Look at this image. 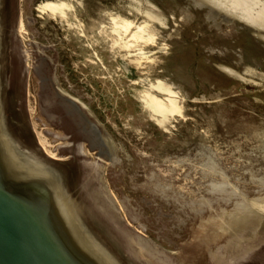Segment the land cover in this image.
Masks as SVG:
<instances>
[{"label": "rangeland", "instance_id": "1", "mask_svg": "<svg viewBox=\"0 0 264 264\" xmlns=\"http://www.w3.org/2000/svg\"><path fill=\"white\" fill-rule=\"evenodd\" d=\"M47 1L10 0L9 119L68 168L104 238L128 264H264V29L243 11L255 0H70L85 35L42 17ZM148 2L167 19L157 63L141 72L87 43L107 13L142 18ZM146 75L184 96L168 131L136 98Z\"/></svg>", "mask_w": 264, "mask_h": 264}, {"label": "water", "instance_id": "2", "mask_svg": "<svg viewBox=\"0 0 264 264\" xmlns=\"http://www.w3.org/2000/svg\"><path fill=\"white\" fill-rule=\"evenodd\" d=\"M9 66L10 0H0V264H128L78 203L68 168L10 121Z\"/></svg>", "mask_w": 264, "mask_h": 264}, {"label": "bare ground", "instance_id": "3", "mask_svg": "<svg viewBox=\"0 0 264 264\" xmlns=\"http://www.w3.org/2000/svg\"><path fill=\"white\" fill-rule=\"evenodd\" d=\"M233 1L237 2L238 0ZM136 3L138 7L142 8L139 1L136 0ZM257 5L259 6L256 7ZM38 11L42 17L46 15L51 19L59 20L67 24L70 29H74L77 34L85 35L84 26L81 24V20H77L79 18L76 17L72 1H47L38 7ZM243 11L253 24L260 29H264V3L255 0L254 4L246 6ZM107 16L108 22L101 24L98 30L93 32L92 37L86 35L87 43L91 47L95 44H103L110 51L113 58L121 57L141 72L145 70L144 67L147 65L157 63V58H153L148 53L151 47L159 46L160 51L164 54L168 53L169 44L158 28V26L165 27L167 19L150 2L146 4L145 16L142 18L140 14L136 13L133 18L124 17L120 13L113 12L107 13ZM25 31V24L21 21V36ZM144 79L137 82L136 98L142 104V109H144L147 118L160 128L168 131L171 121L175 117L183 116L184 96L167 80L151 79L150 75H146ZM95 129L99 132L96 127ZM37 135L41 147L50 157L57 159V155L54 154L46 139L38 132ZM100 138L102 139L101 134ZM109 149L112 150L110 145ZM197 250L195 249L194 254H199L200 251ZM183 263L186 264L187 262L183 261Z\"/></svg>", "mask_w": 264, "mask_h": 264}, {"label": "flooded vegetation", "instance_id": "4", "mask_svg": "<svg viewBox=\"0 0 264 264\" xmlns=\"http://www.w3.org/2000/svg\"><path fill=\"white\" fill-rule=\"evenodd\" d=\"M19 30H20V26H19ZM67 104H70L72 107L74 106V104L71 102H69L68 101V99H65L64 100ZM73 108H75V107H73ZM78 109V108H77ZM70 114V113H69ZM96 130V129H95ZM85 132H87L91 137H92V139H93V143L95 144V146H97L98 148H100L101 149V151H102V148L98 145V139H99V141L101 142V146H103L104 148H105V153L109 156V158H111V151H110V149H109V145H108V143L102 138H100V132H98L97 130H96V133H97V136H98V139H97V136L92 132V130L89 132V131H86L85 130ZM39 133V132H38ZM41 135H42V137L43 138H45L44 136H43V134L41 133ZM38 136V135H37ZM102 137V136H101ZM46 139V138H45ZM46 141L48 142V140L46 139ZM49 143V142H48ZM49 146L51 147V145H50V143H49ZM51 149H52V147H51ZM55 154V153H54ZM103 154V153H102ZM56 158H58V156L56 157Z\"/></svg>", "mask_w": 264, "mask_h": 264}]
</instances>
